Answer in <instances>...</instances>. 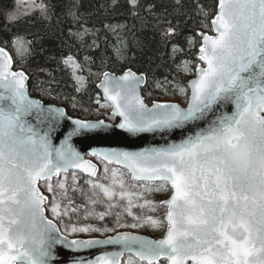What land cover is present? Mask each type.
I'll return each instance as SVG.
<instances>
[{
	"label": "snow or ice",
	"instance_id": "6c2138e0",
	"mask_svg": "<svg viewBox=\"0 0 264 264\" xmlns=\"http://www.w3.org/2000/svg\"><path fill=\"white\" fill-rule=\"evenodd\" d=\"M36 22L47 33L58 32L62 47L57 67L71 70L80 92L85 80L78 75L100 49L98 42L111 33L117 45L151 28L159 36V47L171 44L169 58L175 61L182 51L175 43L181 24L192 13L202 16L203 27L209 10L199 0H108L96 11L127 15L134 23H91L95 12L82 11V0H27ZM123 12L117 13V9ZM211 18L215 35L199 33L202 44L192 73L189 61L177 68L194 74L175 94L187 95L186 107L179 103L152 101L148 107L140 94L147 83L145 72L131 68L115 76L103 72L98 87L110 102L116 128L129 134L179 131L182 139L159 148L139 152L93 149L89 155L127 170L130 182L118 169L105 166L100 182L97 167L72 144L75 137L102 130L109 125L99 120L73 119L65 109L31 98L23 70L13 71L14 56L24 60L35 54L43 36L29 40L23 35L6 38L0 45V264H56V245L73 253L119 246L118 252H103L94 259L70 258L69 264H264V0H218ZM9 23L17 15H6ZM189 44L195 41L188 38ZM76 52H73V49ZM86 54L77 62V53ZM43 52V49H40ZM121 54V47L114 46ZM13 53L14 55L10 54ZM90 70V69H89ZM45 71V69H40ZM49 87H40L42 96L55 88L53 71L48 70ZM165 83H171L165 78ZM157 88H161L157 82ZM58 98V97H56ZM98 102V101H97ZM75 107V104L73 105ZM230 109V111H229ZM67 131H63L65 122ZM185 133H188L185 135ZM62 134L59 144L53 139ZM111 173L110 177L108 173ZM84 173V186L78 181ZM55 178V179H54ZM96 178V179H93ZM159 182V183H156ZM171 195L159 204L146 194ZM86 186V187H85ZM79 196L83 204L76 202ZM97 205H103L97 211ZM166 207L163 220L136 215L133 209L155 212ZM83 208L84 220L104 221L115 212V227L92 223H64ZM119 209V211H117ZM51 213V219L46 213ZM123 214L133 223H121ZM162 239H148L117 228L164 227ZM106 238L69 239L73 234L100 233ZM129 254L127 261L120 258ZM62 264V262H61Z\"/></svg>",
	"mask_w": 264,
	"mask_h": 264
},
{
	"label": "trees",
	"instance_id": "16d2710c",
	"mask_svg": "<svg viewBox=\"0 0 264 264\" xmlns=\"http://www.w3.org/2000/svg\"><path fill=\"white\" fill-rule=\"evenodd\" d=\"M108 0H82V11L95 12L91 23H94L97 28L106 23H127L129 28L132 27L134 21L127 17V15L119 14H104L102 10L96 11L98 5L107 3ZM199 2L209 10V17L205 21L208 27L202 26L201 21L204 19L202 16H197L192 13L191 18L188 19L187 24H181V35L175 40L182 51L176 54V59L173 61L169 58L171 52V44L167 48L159 47L157 41L159 36L153 38V31L151 28L139 31V23L136 22V35L142 40L143 47L138 46L129 35L126 37L125 44L117 45L115 37L109 33L107 40L104 39L103 34L100 40V49L92 53V61L84 65L81 75L85 79V86L77 92L75 83L72 79L69 70H65L64 66L57 67L56 60H51L49 57H56L58 60L61 53H67L68 49L62 47L61 39L67 37H60L59 33H53L44 30V25L36 22L33 15L24 16L17 19L15 23H9L6 15L9 12L16 10L15 0H0V45L6 38L13 35H23L29 40L37 36H43L39 45L36 46L35 54L21 60L14 56L15 70H23L29 77L28 87L29 93L36 99H42L46 105H54L62 107L66 110L67 114L72 118L81 120H94V116L99 109L101 101L100 93L97 91V84L99 83L103 72H110L120 74L126 68H131L137 74L145 72L148 75L147 84L142 89V96L148 104L157 100V96L153 91V85L160 82L161 85L170 89L172 84H184L185 79L180 77L177 73V65L183 61H189L196 64L198 48L201 45V39L198 37V32L211 33L210 21L215 13V5L217 0H199ZM124 10L117 9V13ZM188 38L195 41L194 44L188 43ZM114 46L121 47L122 52L120 55L114 51ZM43 49V52L40 49ZM76 52V49H73ZM14 55L13 53H10ZM85 52L81 50L77 53V62H83ZM121 58L124 62L121 63ZM195 67V65H193ZM45 69V71H40ZM90 69V70H89ZM48 70L53 71L55 81L52 86L55 91L51 96H42L40 87H49L48 81L51 79L48 75ZM165 78L171 83H165ZM58 97V98H56ZM98 101V102H97ZM75 104V107L73 105ZM107 119L109 116L107 114ZM101 167L105 165L100 163ZM84 183V178H80V184Z\"/></svg>",
	"mask_w": 264,
	"mask_h": 264
},
{
	"label": "water",
	"instance_id": "95a60500",
	"mask_svg": "<svg viewBox=\"0 0 264 264\" xmlns=\"http://www.w3.org/2000/svg\"><path fill=\"white\" fill-rule=\"evenodd\" d=\"M217 2H218V0H217ZM15 3L16 4H22V5H28L27 0H15ZM210 26H211V21H210ZM199 33H201V32H198L197 35L201 39V44H202V37L199 35ZM205 34H208V33H205ZM208 35H215V33L213 31H211V33ZM199 48H198V53H199ZM197 59H198V55H197ZM198 61H199V59H198ZM199 63H200L199 65L202 67L206 66V65H203V63L201 61H199ZM13 71H19V70H15V67H13ZM111 74H113L115 76H119L122 73H120L118 75L114 74V73H111ZM194 78H195V76L192 79H194ZM102 79H103V76L101 77V80L97 84L96 88H97V91L101 95L102 101L109 105L110 102L107 101L106 98L104 97L103 89L98 87V85L101 83ZM28 82H29V79L27 81V87H28ZM145 86H146V84L141 85V88H140L141 96H142L141 91ZM28 91H29V87H28ZM188 91H189V95H190V89ZM31 98H34V97L31 96ZM34 99H36V98H34ZM145 103H146V101H145ZM147 106L151 107L152 104L151 105L147 104ZM56 107H58V106H56ZM185 107H186V105H185ZM229 111H230V109H229ZM110 115L112 116V109H111ZM73 119H77V118H73ZM114 119L116 120V123H110V122L104 121V123L106 125H109V127L102 129V130H97L93 133L86 134L83 137H75L72 140L73 146L79 152H81V154L84 156V158L90 160L93 164L96 165L97 172L99 170V167L94 162V160H98L104 164H106V162L100 160L97 157L90 156L89 153L93 149H96V150L117 149V150L128 151V152H139V151L149 149V148H159L162 146H166L167 143L179 142L180 139H182V136H181L179 131H175L173 134L167 136V138L161 136V134H159V133H140V134L132 135V134H129L122 129L116 128L114 125L118 124L120 122V118L115 117ZM91 121L96 122L99 120H91ZM68 123L69 122H67V121L65 122L64 127H63V131H67ZM187 134L188 133H185V135H187ZM60 139H62V134H60L58 137L54 138L53 143L59 144ZM106 165L115 166V167L123 169L127 172V170L124 169L120 165H116L114 163L113 164H106ZM78 174H80L83 177L86 176V174H84V173H78ZM156 183H159V182H156ZM168 186L171 188L170 184ZM163 208L166 209V207H163ZM46 215H47V213H46ZM165 223H166V221H165ZM130 233H132V232H130ZM132 234L143 236V237H146L148 239H152V238L145 236V235H141V234H137V233H132ZM162 238H160V239H162ZM69 239H73V238H69ZM79 239H81V238H79ZM97 239H103V238H97ZM152 240H154V239H152ZM119 250H120L119 246L106 245V246H102L100 248L87 249V250H82L78 253H73L70 250L64 249L62 245H56L55 251L59 257V260L56 262V264H61V262H62V264H69L70 258H73V257L85 259V260L94 259L96 256L101 255L103 252H118ZM126 255H129V254L124 253V255L120 259L122 260ZM159 264H166V261L161 259ZM189 264H190V262H189Z\"/></svg>",
	"mask_w": 264,
	"mask_h": 264
},
{
	"label": "rangeland",
	"instance_id": "374dc122",
	"mask_svg": "<svg viewBox=\"0 0 264 264\" xmlns=\"http://www.w3.org/2000/svg\"><path fill=\"white\" fill-rule=\"evenodd\" d=\"M29 11H30V9H29L28 5L16 4V10L14 11V13L17 15V19H19V18H22L23 16H25ZM190 47H192L191 44H190ZM123 59L124 58H121V60H120L121 63L124 62ZM198 64H200L199 61L196 64L190 63V68H191L192 73H194L195 67ZM193 65H195V67ZM68 70L71 73V70L70 69H68ZM176 70H177V73L180 75V77H183L185 79L184 84H178V85H180L182 87L186 86V83L190 79H192L194 77V74L186 73L183 70V68H180V69L177 68ZM77 74L82 76L81 75V71H78ZM73 81H74L75 86H76L75 80H73ZM156 85L157 84L153 85V91H154L155 95L157 96L156 102H175V103H179V104H181L183 106L186 104L187 95H189V91H188V93L186 95L181 96V95L175 94V91H174V89L172 87L175 84H172V86L169 87L170 89H166L163 86L161 88H157ZM84 86H85V84H84ZM107 114L109 116V119H107V117H106ZM94 117H95L94 120L103 119V120H106V121H111L112 118L110 116V107L107 104H105L103 102H100L99 103V109L96 112ZM99 167H100V170H99L98 176L101 177L100 182L105 183V184L109 183L110 180L103 179V177L105 175V172H104L105 166L101 167L99 165ZM108 168L111 169L110 167H108ZM108 175L110 177L111 173L109 172ZM123 178L125 179V176H123ZM78 182L80 183V179H79ZM81 185L84 186V183H82ZM146 198L152 200L153 202H155L157 204L159 203L157 201L158 198L156 200V199L152 198L150 195H147V194H146ZM76 202L80 203V204H83V200L79 196L76 197ZM102 210H103V205H97V211H102ZM117 211H119V209H117ZM133 212L136 215H145V216L146 215H151L155 219L162 220V215L165 212V209L157 208V210L155 212H149L147 209H144L143 211H141L140 209L135 208V209H133ZM47 215H48V217L50 219L52 218L50 212L47 213ZM115 219H116L115 212H113V215L106 217V219L104 221H99V220H95V219L84 220L83 219V208H81L79 213L72 215L71 221H69L68 217H65L64 218V223L65 224H68L69 222L77 223V224L92 223V224H94V225H96L98 227H103V226L115 227ZM120 222L121 223H133L134 221L132 220L131 217L127 216L126 214H123L121 216V218H120ZM157 229L158 228H152V227H149V226H145V227H142V228H136V229H132V228H117L116 232L128 231V232L144 234V235H147V236L152 237V238H158L159 232H158ZM113 234H115V232L107 233V234H105L103 236L100 233H91V234H73V235H70L69 237H72V238H85V239L86 238H103V237H106L107 235H113ZM128 259H129V256L125 257L123 261H127Z\"/></svg>",
	"mask_w": 264,
	"mask_h": 264
}]
</instances>
